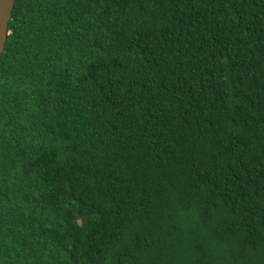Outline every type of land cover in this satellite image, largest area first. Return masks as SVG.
<instances>
[{
	"label": "trees",
	"instance_id": "16d2710c",
	"mask_svg": "<svg viewBox=\"0 0 264 264\" xmlns=\"http://www.w3.org/2000/svg\"><path fill=\"white\" fill-rule=\"evenodd\" d=\"M0 264H264V0H15Z\"/></svg>",
	"mask_w": 264,
	"mask_h": 264
},
{
	"label": "water",
	"instance_id": "95a60500",
	"mask_svg": "<svg viewBox=\"0 0 264 264\" xmlns=\"http://www.w3.org/2000/svg\"><path fill=\"white\" fill-rule=\"evenodd\" d=\"M15 0H0V59L8 35V25Z\"/></svg>",
	"mask_w": 264,
	"mask_h": 264
}]
</instances>
